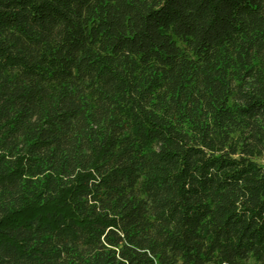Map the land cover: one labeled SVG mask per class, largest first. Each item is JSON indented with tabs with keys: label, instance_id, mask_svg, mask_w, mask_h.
I'll return each instance as SVG.
<instances>
[{
	"label": "trees",
	"instance_id": "trees-1",
	"mask_svg": "<svg viewBox=\"0 0 264 264\" xmlns=\"http://www.w3.org/2000/svg\"><path fill=\"white\" fill-rule=\"evenodd\" d=\"M0 264H264V0H0Z\"/></svg>",
	"mask_w": 264,
	"mask_h": 264
}]
</instances>
